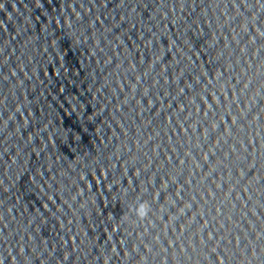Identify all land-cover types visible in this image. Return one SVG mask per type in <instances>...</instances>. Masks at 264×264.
I'll return each mask as SVG.
<instances>
[{"label": "clouds", "instance_id": "1", "mask_svg": "<svg viewBox=\"0 0 264 264\" xmlns=\"http://www.w3.org/2000/svg\"><path fill=\"white\" fill-rule=\"evenodd\" d=\"M150 211L149 204L145 201L140 203L135 209V215L140 219L143 220L147 217Z\"/></svg>", "mask_w": 264, "mask_h": 264}]
</instances>
